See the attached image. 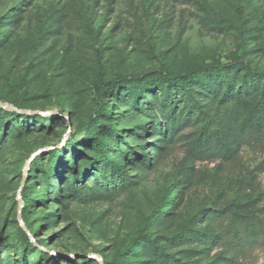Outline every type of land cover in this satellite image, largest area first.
<instances>
[{
	"label": "rangeland",
	"instance_id": "obj_1",
	"mask_svg": "<svg viewBox=\"0 0 264 264\" xmlns=\"http://www.w3.org/2000/svg\"><path fill=\"white\" fill-rule=\"evenodd\" d=\"M239 58L264 72V0H0V264H264V144L232 138L264 117L261 85L229 74L231 92L209 78L150 106L127 89L86 134L96 81ZM108 128L124 190L108 185Z\"/></svg>",
	"mask_w": 264,
	"mask_h": 264
},
{
	"label": "trees",
	"instance_id": "obj_2",
	"mask_svg": "<svg viewBox=\"0 0 264 264\" xmlns=\"http://www.w3.org/2000/svg\"><path fill=\"white\" fill-rule=\"evenodd\" d=\"M237 13L240 19H243L244 12L242 7L237 6ZM217 25L223 29L231 30L235 26L227 20L219 21ZM238 34L243 42L249 39L253 35V30L251 29H237ZM244 74V77L257 85L262 86V96H264V72L254 69L245 62L243 59L239 58L231 63H210V64H200L193 68L182 71L179 73L164 72L162 70L153 71L140 76H128L119 77L111 81H96L92 84L91 89L98 101V107L96 112L91 116L86 127L87 136L91 135L99 126V118L104 116L106 112L105 101L110 97L120 98L122 93L127 89H133L140 92L136 97V101L139 99L146 103V106H150L149 96L146 94L154 95V93L162 94L165 99L171 98L173 96H179L181 98H195V88L209 78H219L227 86V92H231V83L229 79V74L239 75ZM138 107V104H136ZM153 109H146L145 111L151 112ZM173 128H175V120H171ZM177 127V126H176ZM112 136L115 137V145L109 149H103L101 146V152L104 154V161L111 167L112 177L108 183L109 187L113 189L124 190L132 186V182L129 176L124 172L122 166L113 164L111 157L109 156V151L117 150L120 152V143L123 142L117 135H114L112 128H108ZM236 139V143L247 144L250 146H260L264 144V117H255L253 120H248L243 125L241 131L232 136ZM75 139H71L68 145L73 148L76 144ZM197 150L200 156L214 158L220 154V148L217 143H215L212 138L207 137L204 140H200L197 145ZM122 152V151H121ZM64 150L51 152L50 160L54 163L50 172L51 176L56 172L57 167L61 164V159H63ZM149 162V159H147ZM50 178L47 180L50 182ZM170 192V191H169ZM169 202H172L169 201ZM166 203V202H165ZM164 216V211L162 208H157L151 217L148 218L147 222H151L152 219ZM23 236L27 239L25 233ZM186 238V237H185ZM28 240V239H27ZM29 241V240H28ZM138 239H134L131 242L128 249L135 246ZM239 245L243 244V239L239 238ZM238 246V245H237ZM170 260H162L161 264H171ZM229 264H233L230 262Z\"/></svg>",
	"mask_w": 264,
	"mask_h": 264
},
{
	"label": "water",
	"instance_id": "obj_3",
	"mask_svg": "<svg viewBox=\"0 0 264 264\" xmlns=\"http://www.w3.org/2000/svg\"><path fill=\"white\" fill-rule=\"evenodd\" d=\"M6 107V106H5ZM7 109H11L10 107H7ZM13 111H15V112H21V111H18V110H14V109H12ZM22 113H24V114H28L29 112H27V111H23ZM31 114H33V113H31Z\"/></svg>",
	"mask_w": 264,
	"mask_h": 264
}]
</instances>
